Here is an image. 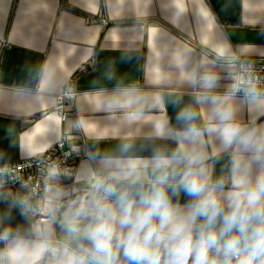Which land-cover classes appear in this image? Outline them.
<instances>
[{
    "label": "clouds",
    "instance_id": "9594fccd",
    "mask_svg": "<svg viewBox=\"0 0 264 264\" xmlns=\"http://www.w3.org/2000/svg\"><path fill=\"white\" fill-rule=\"evenodd\" d=\"M210 63L181 62V83L193 92L188 103L182 93L172 100L174 123L156 119L143 136L130 132L114 148L87 153L70 187L61 178L72 174L55 166L42 190L0 167V201L8 205L0 211V264H264V127L239 121L231 102L242 92L241 103L264 114V90L240 78L220 95ZM163 104L162 95L132 89L106 102L130 110L129 123ZM136 139L174 146L142 156ZM222 154L229 161L214 177ZM9 180L20 190H6ZM13 210L25 223H12Z\"/></svg>",
    "mask_w": 264,
    "mask_h": 264
},
{
    "label": "crops",
    "instance_id": "0c3cea01",
    "mask_svg": "<svg viewBox=\"0 0 264 264\" xmlns=\"http://www.w3.org/2000/svg\"><path fill=\"white\" fill-rule=\"evenodd\" d=\"M242 59L264 61V0H0V163L32 157L60 139L85 155L114 148L130 132L143 136L156 119L174 123L172 100L181 93L184 103L192 100L193 89L181 83L182 61L188 69L214 61L215 92L224 95L238 81ZM83 64L87 72L77 73ZM73 76L69 88L77 96L64 119L56 96ZM117 89L162 95L164 104L144 107L143 118L129 123L130 110L106 106ZM241 101H231L237 119L264 127V114ZM165 143L174 146L136 139V153L150 155ZM228 161L222 154L214 177ZM7 207L0 201V211ZM13 216V224L25 223L15 210Z\"/></svg>",
    "mask_w": 264,
    "mask_h": 264
},
{
    "label": "built area",
    "instance_id": "2783aa9c",
    "mask_svg": "<svg viewBox=\"0 0 264 264\" xmlns=\"http://www.w3.org/2000/svg\"><path fill=\"white\" fill-rule=\"evenodd\" d=\"M102 21L103 23L107 22L105 19H102ZM87 70V65L83 64L79 67L77 73H85ZM74 77L75 76L68 81L66 88L63 89L58 96H56L55 109L62 114L64 119L68 117L71 105L77 96V92L72 91L69 88V86L73 83ZM240 78H251L254 80L259 89L264 90V61L260 59L240 60L238 65V80ZM235 95L243 97L242 92H237ZM86 157L87 153L84 155L74 152L66 140L60 139L42 153L32 157L20 159L16 162L0 163V167L7 166L15 176L24 180L30 179L34 186H37L39 190H42L47 176V170L50 167L55 166L72 174L70 178H61V184L65 187H70L74 185L76 174L81 167V162ZM7 185L17 191L20 190L18 182L9 180ZM76 187L80 186L76 184Z\"/></svg>",
    "mask_w": 264,
    "mask_h": 264
}]
</instances>
